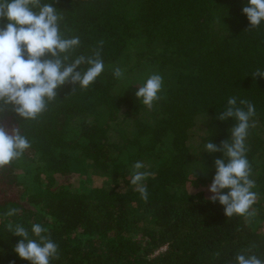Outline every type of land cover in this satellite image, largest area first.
<instances>
[{"label": "trees", "instance_id": "obj_1", "mask_svg": "<svg viewBox=\"0 0 264 264\" xmlns=\"http://www.w3.org/2000/svg\"><path fill=\"white\" fill-rule=\"evenodd\" d=\"M41 4L56 8L64 38L79 37L70 61L99 50L104 70L87 89L60 86L35 120L3 105L0 125L19 128L30 147L0 169V264H31L14 252L21 238L10 223L30 235L33 224L47 229L59 253L50 264H235L249 249L264 260V78L252 75L264 70V21L249 29L242 11L248 0ZM8 22L0 18V27ZM152 74L163 82L149 109L135 93ZM230 97L244 110L242 99L255 106L245 140L253 216L228 218L209 199L214 161L223 153H208L205 144L229 138L236 121L218 115ZM200 118L203 133L196 135ZM81 161L107 185L57 182ZM136 161L151 173L143 181L147 202L130 183ZM11 208L20 211L5 215Z\"/></svg>", "mask_w": 264, "mask_h": 264}, {"label": "clouds", "instance_id": "obj_2", "mask_svg": "<svg viewBox=\"0 0 264 264\" xmlns=\"http://www.w3.org/2000/svg\"><path fill=\"white\" fill-rule=\"evenodd\" d=\"M242 11L250 21L249 29L258 27L264 21V0H248ZM0 18L9 21L0 27V111H3V105H10L23 120H35L46 110L48 103L55 100L60 86L69 83L74 85L72 91L76 86L87 89L104 70L99 50H94L92 56L80 55L70 61L80 39L61 35L58 22L62 17L51 4H41V0H0ZM85 64L89 67L81 70L80 66ZM113 75L119 79L124 73L117 67ZM252 75L264 78V70L258 68ZM162 82L161 75H150L143 86H139L136 97L151 109L153 102L160 99L158 92ZM227 104L218 119H235L229 138L221 141L219 146L211 141L205 144L208 153H223L222 158L214 161L216 171L208 188L213 195L209 199L223 205L228 218L253 216L255 212H249V209L256 202V193L251 191L255 181L250 179L251 165L246 157L245 140L249 127H255L254 123H249L256 114L255 106L242 99L240 104L246 105L247 110L237 107L236 97H230ZM29 147L30 142L19 128L8 130L0 125V169L21 158ZM143 168L142 161L132 165L130 183L147 202L148 192L143 181L151 173L140 171ZM224 189L228 191L225 193ZM19 211L11 208L5 215L14 216ZM7 227L21 238L14 247L20 258L31 264H50V260L59 259L58 245L44 234L47 229L40 224L32 225L31 235L22 225L13 227L10 223ZM248 252L237 254L235 264H264V260Z\"/></svg>", "mask_w": 264, "mask_h": 264}, {"label": "rangeland", "instance_id": "obj_3", "mask_svg": "<svg viewBox=\"0 0 264 264\" xmlns=\"http://www.w3.org/2000/svg\"><path fill=\"white\" fill-rule=\"evenodd\" d=\"M4 107L10 108L11 106L4 105ZM202 129H203V118H200L198 120V125L194 130L195 134L199 135L203 133ZM18 172L19 173L22 172V174H24V171H22V169H19ZM57 182L59 183L65 182L71 185V187H73L74 189H83L86 186L107 185V178L99 175L94 170L93 166L90 163L81 161L75 164L72 174L68 176L57 175ZM260 199L261 198L259 197V200ZM255 213H257L256 210ZM163 249H165V247Z\"/></svg>", "mask_w": 264, "mask_h": 264}]
</instances>
